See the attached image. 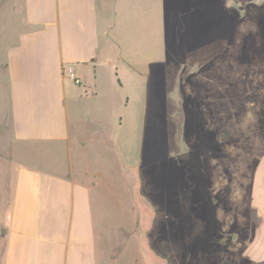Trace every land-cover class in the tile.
Returning <instances> with one entry per match:
<instances>
[{
	"label": "rangeland",
	"instance_id": "374dc122",
	"mask_svg": "<svg viewBox=\"0 0 264 264\" xmlns=\"http://www.w3.org/2000/svg\"><path fill=\"white\" fill-rule=\"evenodd\" d=\"M12 2L0 0V29ZM114 4L121 85L78 102L81 118L123 117L110 139L131 175L130 211L113 200L97 216L115 233L123 222L137 244L115 241L114 264H256L243 250L250 216L257 222L251 169L264 152V0ZM218 168L240 182L226 173L219 188Z\"/></svg>",
	"mask_w": 264,
	"mask_h": 264
},
{
	"label": "crops",
	"instance_id": "0c3cea01",
	"mask_svg": "<svg viewBox=\"0 0 264 264\" xmlns=\"http://www.w3.org/2000/svg\"><path fill=\"white\" fill-rule=\"evenodd\" d=\"M114 10V0L12 2L11 25L0 29V264H114L115 241L137 244L123 222L115 233L97 216L113 200L130 211L131 175L110 139L123 117L94 121L78 109L108 81L121 85L108 36ZM236 171L218 168L215 185L224 188L226 173L240 182ZM250 207L257 222L250 216L243 255L264 264V152L251 169Z\"/></svg>",
	"mask_w": 264,
	"mask_h": 264
},
{
	"label": "built area",
	"instance_id": "2783aa9c",
	"mask_svg": "<svg viewBox=\"0 0 264 264\" xmlns=\"http://www.w3.org/2000/svg\"><path fill=\"white\" fill-rule=\"evenodd\" d=\"M64 73L67 77H69L70 79L74 80V81H77V78L75 77L74 75V72L72 70V68L70 66H66L64 68Z\"/></svg>",
	"mask_w": 264,
	"mask_h": 264
}]
</instances>
